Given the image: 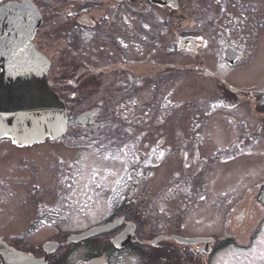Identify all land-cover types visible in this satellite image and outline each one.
<instances>
[{"label":"flooded vegetation","instance_id":"flooded-vegetation-1","mask_svg":"<svg viewBox=\"0 0 264 264\" xmlns=\"http://www.w3.org/2000/svg\"><path fill=\"white\" fill-rule=\"evenodd\" d=\"M8 1L0 0V7ZM30 1L43 18L41 29L47 21H63L59 27L52 22L48 39L58 68L45 39L37 38L41 29L34 48L49 61L47 83L65 106L68 126L64 136L33 146L0 138V146L19 156L5 164L0 184L6 200H19L20 216L12 224L20 231H8L7 238L47 241L15 250L43 258L49 252L44 246L54 244L49 264H72L77 252L83 253L81 264H212L227 243L245 252L253 217L246 205L247 178L236 179L239 169L229 167L243 166L248 157L247 114L254 97L264 108V89L236 85L232 72L253 66L241 75L247 84L254 66L264 64V0L254 1L263 8L252 3L250 14L240 10L241 0H59L48 4V13L39 0ZM184 74L187 88L173 104L174 84L179 88ZM185 110L199 128L218 123L228 140L224 151L213 152L214 160L218 152L230 154L224 167L236 180L230 189L235 194L221 202L217 190L194 192L191 185L168 180L181 172L180 161L189 168L186 160L201 161L200 154L214 147L208 138L190 154L189 143L172 126ZM236 113L239 122L232 118ZM33 148L44 153H34L31 161L20 155ZM241 172L246 177L245 168ZM216 208L222 222L215 219ZM224 222V232L216 234L215 226ZM0 240L7 242L3 235Z\"/></svg>","mask_w":264,"mask_h":264},{"label":"rangeland","instance_id":"rangeland-1","mask_svg":"<svg viewBox=\"0 0 264 264\" xmlns=\"http://www.w3.org/2000/svg\"><path fill=\"white\" fill-rule=\"evenodd\" d=\"M54 1H59V0H39L38 2L41 3V6H44L43 8L46 7L45 8L46 13H48L49 12L48 4L49 3L52 4V2ZM254 1L256 0H241V2L238 3V4H242L243 6L242 9L240 10L250 14L249 8L252 3H253V6H255L256 8H259V9L263 8L262 6H256ZM215 15L213 14L212 16L214 17ZM213 17L211 18V23H213L212 22ZM54 21H57L56 24L58 27H59V24L63 23L60 17L56 18L53 21L51 20V22L47 21L44 27L39 32L37 38L39 42H42L40 38L45 39L46 52L51 56V59H53V61L55 62L58 68L59 63L55 59V51L52 49L50 41L48 42V39L50 38V33L52 29H54L52 26V22ZM168 22L172 23V21L168 20L166 24ZM205 29L206 28L202 30L201 32L202 35H204L205 32L207 31ZM89 44L91 45L93 44V42L91 41ZM65 56H66V53H65ZM260 67L258 65L254 66V70L252 71V73L249 74L247 84H245L244 82L242 83L241 75L247 73V69H249V72H250L253 69V66L249 65L243 68L242 70L241 68L238 70H234L232 72V75H233V79L236 81H234L233 83H235L236 85L240 87L252 88L249 90L256 91V90L264 89V64H262ZM180 79L181 80H180L179 88H177V85L174 84V88L176 89L177 96L171 98V101L173 104H177L176 100L179 98L178 95H180L178 94V91L180 90L183 91L187 88L186 81H189V76L188 74L180 75ZM181 99L182 98L180 97V100ZM109 100L110 98L106 97V101L109 102ZM189 100L190 99L186 98L184 101L188 102ZM260 109H261L262 114L259 112ZM240 116H242L240 115V113L232 114V118L236 119L238 122L240 120ZM188 117L189 116H186V110H185L182 116L180 117L176 116V120L172 124V126L173 128H176V130L178 131L180 129V139L182 141L189 143V147L191 150L190 154H192L195 150L201 147L203 148L205 142H208V138H211V143L214 145V147L211 146V149L208 151L207 156L200 154L202 158L201 161H195L194 159L186 160L185 164L189 165V168L183 169L182 167L183 161H180L179 165H181L180 166L181 172L171 173L170 175H168V180L170 183H178V184L183 183L186 186L191 185L189 189L191 190L194 188V192L198 191V189L203 190L205 187H209L211 190H217L216 191L217 201L221 202L227 195H229V192L233 193L232 191H230V189L236 186L235 185L236 180L232 182L228 178L227 173H226L227 167H224L230 164V163L227 164L230 154L229 153L222 154L218 152L220 158L217 157L214 160L213 152L216 150L224 151L222 147L225 146L228 140L226 139V136L223 135L224 130L220 128V125L218 123L205 124L204 127H207V128L205 131L206 133H204L203 132L204 127H200V128L197 127V125L193 124V120L188 121ZM247 120H248V137H247L248 140H247V144L245 145L246 146L248 145V152H249L248 157L245 160L243 166L236 167L235 165H233L229 168L230 170L239 169L240 175L236 179L239 180L240 176H242V179L247 178V183L245 184V187L247 189V196H248L246 205H248L247 208H248V211L250 212V216L253 215L252 218L250 217L252 221L250 224L251 237H250L249 247L248 249H245V252H239L241 251V248L239 247L236 248L234 244L229 245L227 243L225 246V249H223L222 252L217 253L215 257L212 258V264H264V258H262L261 256V252L264 251V246H261L259 244V241L264 240V124H263L264 123V108L259 107L258 97H254L253 105L249 106V113L247 114ZM226 128L229 130L228 132H230V129L228 127ZM197 138H200L199 144H198V141L196 140ZM30 150L31 151H26L25 153H23V155L22 154L20 155L30 160L31 156L33 157L34 153H38V154L44 153L43 148H33ZM12 152H15V151L9 145L0 146V184L1 182L5 180V177L2 176V174H4L7 169L5 164L9 162H16L19 158L17 153H12ZM27 153H31V154L27 155ZM41 163L48 164L49 162L45 160V161H42ZM177 167H178V162H177ZM244 168L246 172V177H244L241 172ZM219 170H220L221 176L218 175ZM213 171H216V173H214ZM158 172L162 173L161 170ZM199 178H200V181H198ZM158 179L159 180H158L157 185H163L164 182H161L162 179L161 178H158ZM18 195L20 194L18 193ZM6 199L7 198L3 197V192H2V189L0 188V236L3 235V237L7 239V242H9L12 247L17 248V249H28V247H32V248L38 247L44 244L45 242H47L46 240H43V239H35V240H29V241L28 240H18V241L8 240L7 238L9 234L8 231H12V229H15V228H18L20 231L19 226L12 224L13 222L12 218L16 216H20V213L17 212V208H16V206L18 207L17 202L19 200L17 198L14 199V201H10L9 199L6 200ZM220 206L221 205H218V208ZM172 207L175 209V212H176L178 203H176ZM218 208L215 209L216 211L215 219L217 218L216 220L220 221L219 218L221 217V220L223 221V214L220 212ZM187 209L188 208H186V210ZM185 211H184V214H185ZM208 213H209L208 210H206V216ZM215 219L214 221H216ZM227 225H226V222H224L221 225H216L214 232L216 234H221L222 232H224ZM27 244H31V246H27ZM73 255L71 258L73 259L72 264H81L80 262L84 261V258L79 256V255L83 256V253L77 252L76 254L74 253ZM174 260L176 263V259ZM174 260L170 262L172 263L174 262ZM125 264H137V263H133V261H130L128 259Z\"/></svg>","mask_w":264,"mask_h":264},{"label":"water","instance_id":"water-1","mask_svg":"<svg viewBox=\"0 0 264 264\" xmlns=\"http://www.w3.org/2000/svg\"><path fill=\"white\" fill-rule=\"evenodd\" d=\"M40 24V15L28 2L0 9V58L9 61H0V138L9 137L20 147L61 137L67 127L64 106L47 85L49 64L32 46ZM28 65L39 69L28 70ZM0 264H47V258L34 259L0 241Z\"/></svg>","mask_w":264,"mask_h":264},{"label":"snow or ice","instance_id":"snow-or-ice-1","mask_svg":"<svg viewBox=\"0 0 264 264\" xmlns=\"http://www.w3.org/2000/svg\"><path fill=\"white\" fill-rule=\"evenodd\" d=\"M259 244L261 246H264V240L259 241ZM261 256H262V258H264V251L261 252Z\"/></svg>","mask_w":264,"mask_h":264}]
</instances>
